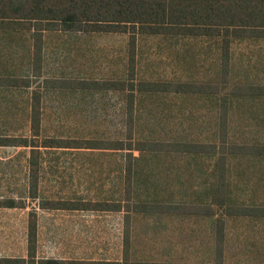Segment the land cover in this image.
Instances as JSON below:
<instances>
[{
	"label": "rangeland",
	"instance_id": "1",
	"mask_svg": "<svg viewBox=\"0 0 264 264\" xmlns=\"http://www.w3.org/2000/svg\"><path fill=\"white\" fill-rule=\"evenodd\" d=\"M32 23L33 26L27 23L25 27L18 30L0 29V47L6 46L7 50L16 44L14 41H26L25 49L27 48V50L21 69L30 75L28 79L33 87L40 85L44 78L55 76L64 78L71 74L107 80L127 79L126 68L129 58L130 35L118 32H79L69 30L68 25L65 26L61 23H56L57 25L54 26L40 23L41 28H45L39 30L40 39H38L42 42L43 62L42 69L36 73L37 70L33 69L30 45L31 41H34L33 32L39 24ZM135 35L137 37L133 72L135 75L130 77L134 79L136 88L139 87L138 81L142 79L163 81L164 75L168 74L165 71L185 61H178V55L174 56L176 45L182 46L183 43H186L189 48L194 47L189 42L190 40H172V38L162 35L146 38L143 35ZM6 50H0V57L5 56ZM233 51L234 58H238V65L237 67L235 65L234 70L239 73L240 63L245 64L242 66L245 69L243 75L247 72V76L240 77L241 82L237 77L230 79L227 88L250 83L264 85V43L256 42L255 45L254 43L241 42ZM181 52L190 53L186 48H183ZM165 56L168 58L167 61L161 59ZM13 57L15 55L11 54L10 59ZM183 57L185 58V55ZM12 61L14 60L12 59ZM207 66L210 67L208 62ZM185 71L191 73L189 69ZM207 71V76L213 77L216 74L211 68V72ZM236 82L239 83L236 84ZM55 87L58 88L59 85ZM54 89L53 87L49 90L51 92L43 98L44 102H42L45 114L42 131L43 134L52 137L63 139L97 138L105 141L110 140L111 143L126 141L129 136L132 137V141L144 142L166 141L170 143L195 135L199 136L196 139L198 141L208 142L211 137L215 141L219 140L216 132L219 126L205 117L209 111L199 109L202 108L199 105L204 104V101L208 103L209 99L205 100L198 95L150 94L142 95L135 100L134 94L132 97L127 91H123V94L107 91L90 92L87 93V98L82 99L80 95H70L69 91L65 89L55 94L53 93ZM241 102L240 106L243 109L236 111L258 114V118L255 115L254 118L245 115L240 120L239 115L234 116L233 127L230 132L228 131L230 136L235 134L232 139L236 141L261 138L264 133V118L260 117L264 113L260 112H263L264 109L259 108L254 101ZM55 107L58 109L55 110ZM83 107H86L83 111L84 116H82L81 110ZM179 113H182L181 117H179ZM196 114H200L196 118L197 121L194 119ZM201 114L205 116L201 118ZM242 119L244 120L242 121ZM255 119H262V121L260 125L257 124L253 128L251 134L247 135L244 131L243 133L239 132L241 126L247 122L251 123ZM18 124V120L13 122L12 129L15 133L20 132ZM206 126L211 127V131L213 130L209 139H203L205 135H202ZM254 130H260V134L250 136ZM28 132L30 134L27 127V135ZM22 151L24 150L21 148L0 147V203H7L4 204L6 206H0V257L27 258L29 212L35 211L37 230L34 264H40L41 259L63 260L61 264H67V260L73 261L71 264H91L89 261H110L114 264L120 262L122 264L174 262L264 264V233L257 229H240V231L244 230L242 233L246 236L242 240L236 238L232 241L229 240L230 244L226 246V251L224 249L225 253L221 257V254L213 253V250L211 253L207 249L209 247L206 238L196 236L194 231L199 223L190 222L193 219L187 218L185 223L186 230L190 231L191 235L185 236L186 231L184 230L185 232L172 233V237H168L167 232L162 229L163 219L159 218V215L158 218L143 217L144 212H135L137 207L142 208L138 204L140 201L147 203V201L153 202V200L159 199L158 196L152 194L156 184L166 183L168 197L174 198L176 194L178 199L175 200H182V195H178L175 185L168 184V179H174V173L180 171L183 176H186V170L187 177L193 181L195 162L190 158L179 156L178 151L166 150L159 153L145 151L136 154L126 149H69L66 153L64 148L55 149L54 153L46 155V163L40 169L38 192L35 199L28 197L27 188L24 191ZM127 152H132L131 156ZM120 159L121 173L119 177L118 163ZM129 160L133 170L135 169V174L141 177V181L147 175L151 177L150 193L141 188V183L138 184L135 181L136 196L132 198V201L130 200L134 203L133 205H137L134 207L128 204L131 202H127L128 200L123 194L125 166ZM236 167L239 170V164ZM244 168H246L245 165ZM258 168L261 169L260 164H258ZM249 171L250 169H245L244 173ZM258 171L260 172V170ZM251 177L255 178L256 174L252 173ZM195 186L200 187V184L196 183ZM254 187L259 195L264 194V188L261 190L255 184ZM140 193L149 194V196H141ZM200 199H204L202 194ZM50 200L66 201L68 207L71 206V203H82L84 209L41 208ZM172 200H168V202ZM21 203L24 206L18 207ZM144 203L140 204L145 206ZM11 204L17 206H8ZM119 205H122L121 210H118ZM87 206L88 208H86ZM127 219L128 222H126ZM180 224L182 223L180 222ZM127 225L129 230H125ZM239 228L240 226L235 229ZM200 229L201 227L198 228V233ZM125 237L128 238V242L125 241ZM183 239L184 242H182ZM201 246H205V248L203 249ZM30 263L28 262V264Z\"/></svg>",
	"mask_w": 264,
	"mask_h": 264
},
{
	"label": "trees",
	"instance_id": "2",
	"mask_svg": "<svg viewBox=\"0 0 264 264\" xmlns=\"http://www.w3.org/2000/svg\"><path fill=\"white\" fill-rule=\"evenodd\" d=\"M32 22H37V25L39 24L38 28L33 32L34 41H32V63L33 69L37 70L35 71L36 73L41 70L42 64V42L38 41L40 39L39 30L45 29L41 28L40 23L53 26L57 25L56 23H61L65 26L68 25L69 30L86 33L118 32L130 35L129 58L126 68L127 79H122L118 82H89V84L94 86H119L122 91L128 90L132 92L129 93L130 96L132 94L137 96L133 93L136 87L134 79L131 78L135 75L133 73L135 68V46L137 44L135 34L143 35L145 38L162 35L163 37H170L172 40H190L189 42L194 45L193 48H189L186 43H183L182 46L176 45V52L173 53L174 56L178 55V61H185L165 71L168 74L164 75L163 81L142 79L138 81L139 87L136 89L138 92L145 91L152 95H168L171 92L174 95L194 94L204 98V96L208 97L211 93H215L216 90L220 93L222 89L227 88L230 79L237 77L239 78V82H241L240 77L247 76V72L243 75L245 69L242 66H245V64L242 65L240 63L239 73L234 70L235 65L236 67L238 65V58L235 59V55L232 54L233 50L241 42L245 44L254 43L255 45L256 42L264 43V0H0V29L18 30L21 27H25L27 23L32 25ZM251 39L258 41H246ZM183 48L188 49L190 53H180ZM184 55L187 60L183 57ZM161 59L167 61L168 58L165 56ZM207 62L210 67L207 66ZM210 68L216 72V76L211 79V76H207L206 74L207 70L210 71ZM188 69L191 70V73L185 71ZM198 71L199 73H196ZM259 72L262 73V71ZM239 82H236V84ZM231 89L233 90L231 93H228L229 95H233V93L240 96L243 95L244 99H254L259 97V95L264 96V85L258 83L240 84ZM221 96L223 97L222 103H225V94H221ZM139 97L137 96V98ZM222 113V116H224V112ZM181 114L179 113V117H181ZM30 117L31 137H25L20 142L31 148L28 159V197L35 199L38 192V165L40 156V151L37 148L39 146L37 144L38 140L36 138L40 134V92L38 90L32 91ZM194 119L197 121L195 117ZM261 121L262 119H255L251 123L247 122V124L241 126V131L239 132L243 133L244 131L247 135L248 133L251 134L253 128L257 124L260 125ZM226 122L224 117L219 121L218 141L213 139L207 140L208 142L198 141L196 139L199 136L195 135L185 140H174L170 143L166 141L144 142L138 140L132 141V137L129 136L126 141L115 142L114 144H116V147L120 146V149H126L139 154L145 151L159 153L166 150H175L184 154L186 158L194 160L195 165L199 163L201 156H206V160H209L217 152L218 188L217 192L213 190L212 193L213 195L217 194L219 206L230 214L264 217V194L259 195L257 189L254 187L255 184L261 190L264 188V175H258V170L254 171L257 169L258 164L260 166L264 165V133L261 135V138L254 140L241 139L240 141H236L232 139L235 134L227 136V132H230L233 125ZM210 129L211 127L206 126L202 134L205 135L203 139H209L213 134V130L211 131ZM259 131L254 130L250 136L259 135ZM227 138H230V140L227 141ZM9 141L12 140L9 139ZM40 143L41 146L65 147L68 141L63 138L45 137ZM88 144L92 147H98V145L104 143L95 140L88 142ZM111 146H113V143H111ZM225 150L233 159L232 167L228 168L229 174L224 169L225 158L223 156ZM132 152L127 153L131 156L130 153ZM240 163H243L246 168L241 171L239 169L238 171L236 165ZM256 164L257 166H255ZM245 169H250V171L244 173ZM134 170L129 160L125 166V187L123 192L128 200L127 202H131L132 198L136 196L135 181L138 184L141 183V188L148 192L151 187V177L147 175L141 181V177L137 176ZM261 170L264 171L262 166ZM197 172V169H194L195 176L193 181L187 177L186 172L185 177L188 183L184 189L178 191V195H182V200L176 201L175 199H178L176 198V194L174 198L168 197L169 193L166 189V183L156 184L152 194L158 196L159 199H152L153 202L147 201V203L140 201L145 206L138 203L142 208L137 207L135 212H144V214L183 213L189 215L211 213V206L208 200L211 190L208 186L205 189L195 186L196 183H199L200 178ZM252 173L256 174L255 178L251 177ZM243 175H246V177L239 179L242 182H238L237 176L242 177ZM226 193H228L227 197ZM140 194L141 196H149V194ZM201 194L204 198L203 200L200 199ZM171 199L173 200L168 202ZM226 200L227 202H225ZM65 202L50 200L45 205H42L41 208H84L82 203H71V206L68 207ZM4 204L0 203V206H6ZM128 204H131V207L137 206L136 204L133 205V202ZM121 207L122 205H119L118 210ZM220 207H218L219 210ZM29 215L27 224V258L0 257V264H9L11 262H16L15 264L35 263L36 213L35 211H31ZM126 222H128V219ZM127 226L125 230H129V226ZM125 241L128 242L127 237H125ZM61 261L63 260L41 259L39 263L61 264ZM72 262L67 260L66 263L71 264ZM89 262L91 264H114L110 261Z\"/></svg>",
	"mask_w": 264,
	"mask_h": 264
},
{
	"label": "crops",
	"instance_id": "3",
	"mask_svg": "<svg viewBox=\"0 0 264 264\" xmlns=\"http://www.w3.org/2000/svg\"><path fill=\"white\" fill-rule=\"evenodd\" d=\"M16 43L15 45H12L9 49L6 50V46L0 47V50H6V58L5 56L0 57V147L3 148H21L23 153V164H22V170H23V175H24V191L29 187V182H28V172H29V155H30V147L24 145L21 143V139L25 137H31V96H32V91L33 90H38L40 92V134L36 137L38 140V149L40 151V156H39V165H38V171L40 173V169L43 167V165L46 163V155H51L54 153L53 150L55 149H61L64 148V151H67L69 149H86V150H120V148L116 147L114 145L113 141V146H111L110 140H102V139H97V138H65V140L68 141L67 146L65 147H49V146H41V140L45 137H52L47 134H43L42 131V126L44 122V117L45 114L43 113V104L44 99L50 89H54L55 94H58L60 90H66L69 91L70 95H80L82 99L87 98V93H92V92H107V91H113L114 94L116 92H120L123 94L122 89L119 86L115 85H107V86H94L89 84L91 81H103V82H118L121 81L122 79H96V78H89L86 76H80L81 74L77 75H67L66 77L62 76H55V77H48L44 78L42 83L40 85H37L36 87H33V84L29 83L28 78H30V75L26 74L25 71L21 69L24 64V57H25V43L26 41H14ZM3 46V45H2ZM32 52H33V46H32V41L30 45V55L32 58ZM1 54V53H0ZM13 54L15 57L10 59V55ZM4 55V54H3ZM42 56H43V48H42ZM42 62H43V57H42ZM10 67V68H9ZM41 69H42V64H41ZM211 76V75H210ZM213 75V77H215ZM212 78V77H211ZM210 78V79H211ZM41 79V78H40ZM39 80V78H38ZM60 83V84H59ZM59 85L58 88L55 86ZM59 89V90H58ZM233 89L231 88H225L222 89V91L219 93L217 90L215 93H211L208 97L204 96L205 100L204 104L199 105V108L201 110L209 111L205 115L201 114L202 116L208 117L209 121H213L217 126H219V121L224 117L226 119V123L233 125V120L234 116H240V120L242 117H245V115L254 118L258 116V114H249L248 112H240L236 110H241V101H254L256 104L259 106V108L264 109V96L256 97L254 99H249L245 98L243 95H229L228 93H231ZM49 91V92H48ZM127 92L132 93L127 90ZM237 92V91H234ZM244 92V91H241ZM133 93L137 96H145V95H150L148 93L144 92H138L137 89L135 88ZM171 93V92H170ZM221 94H225L226 96V101L225 103L223 102V97ZM228 96H227V95ZM137 96H134L135 100L139 99ZM261 106V107H260ZM86 108V107H85ZM85 108L83 107L82 110V116H84V110ZM58 108L55 107V110ZM222 112H224V116H222ZM261 114L264 113L260 112ZM196 114L194 115L195 118L199 117ZM86 118V116H85ZM258 118V117H257ZM260 118H264V114ZM18 120V129H20L19 133H15V131L12 129L13 122ZM244 119H242L243 121ZM242 121H240L242 123ZM211 124V123H210ZM247 124V123H245ZM29 128L30 134L28 132V135L26 133V128ZM219 128V127H218ZM218 132V130L216 131ZM217 135V134H216ZM230 134L227 132V136ZM226 136V137H227ZM33 137V136H32ZM12 140V141H9ZM99 141V142H104V146L98 145V147H92L88 144L90 141ZM212 140V138H211ZM230 138H227V141H229ZM108 143L106 145V143ZM71 145H70V144ZM93 152V151H92ZM224 158H225V166L224 169L227 170V174L230 172L228 171V168H231L233 165V159L232 157L228 154V152L225 150L224 152ZM89 154V153H88ZM139 154V153H136ZM176 154V153H174ZM177 154L181 157L186 158V156L180 152H177ZM189 159V158H187ZM199 163L195 165V169H197V173L199 174V183H200V189H205L207 186L211 190L210 196L208 198L210 206H211V213L209 214H195V215H189V214H183V213H177V214H144L143 217H155L158 218V215L160 216L159 218L163 219L162 221V229L165 230L168 234V237H172V233L179 234L181 231L185 232L186 235H191L190 231L186 230V225L185 223L187 222L188 219H193L190 220V222H196L199 223V225L196 226V230L194 231L196 233V236L204 237L207 239V244L208 247L207 249L210 250L212 253L216 254H221V257L223 253L226 251V246L230 244V241L234 238L242 240L244 234L240 231V229L243 228H251V229H257V231L264 233V217L257 216H249V215H236V214H230L228 212H225L223 208H221L218 204V198L217 194L213 195L212 191L214 190L217 192L218 188V153L215 152L214 155H212L209 160H206V156H201L199 158ZM190 163V161H189ZM121 159L118 163V171H119V177L121 173ZM191 166V163H190ZM262 168L264 169V165H261ZM174 168V167H173ZM239 169L240 171L244 169V164L240 163L239 164ZM258 170V175H264V171H262L260 168L257 167ZM239 171V170H238ZM174 179H168L169 183L168 184H173L175 185V188L179 191L181 189H184L185 186L188 183V180H186L185 175H182V171L174 173ZM186 174V170H185ZM239 174V173H238ZM208 175V176H207ZM26 179V180H25ZM239 179H242V177H238V182L241 181ZM236 180V179H235ZM39 182V178H38ZM242 182V181H241ZM196 185V184H195ZM228 193H226L227 197ZM224 202V201H223ZM227 202V200L225 201ZM223 204V203H222ZM220 204V205H222ZM10 206V205H8ZM12 206H17L16 204H11L10 207ZM23 207L24 204L21 203L18 205V207ZM220 207V210L219 208ZM70 210H79V209H73V208H68ZM84 208L80 209L83 210ZM121 210V209H120ZM220 211V212H219ZM223 211V212H221ZM142 216V215H141ZM180 222L182 224H180ZM242 225V226H241ZM240 226L239 229H235L236 227ZM201 227L199 230L200 232L198 233V228ZM185 230V231H184ZM235 232V233H234ZM237 232V234H236ZM239 232V233H238ZM148 237V236H146ZM230 240V241H229ZM263 240V239H262ZM184 242V239L182 240ZM201 248H205V246H201ZM225 249V251H224ZM205 252V251H203ZM12 258V257H8ZM219 260V259H217ZM184 264H194V263H187L183 262ZM164 264H182L181 262H174V263H164ZM209 264V263H208ZM216 264V263H214ZM219 264V263H217ZM220 264H225L224 262H221Z\"/></svg>",
	"mask_w": 264,
	"mask_h": 264
}]
</instances>
